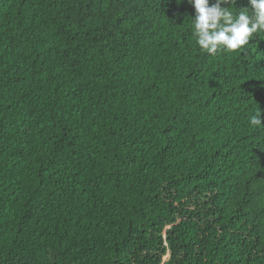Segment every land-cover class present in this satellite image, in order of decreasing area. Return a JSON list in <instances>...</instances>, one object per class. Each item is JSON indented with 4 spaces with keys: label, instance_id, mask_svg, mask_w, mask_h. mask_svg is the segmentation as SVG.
I'll use <instances>...</instances> for the list:
<instances>
[{
    "label": "trees",
    "instance_id": "16d2710c",
    "mask_svg": "<svg viewBox=\"0 0 264 264\" xmlns=\"http://www.w3.org/2000/svg\"><path fill=\"white\" fill-rule=\"evenodd\" d=\"M194 16L0 0V264H264V35L210 55Z\"/></svg>",
    "mask_w": 264,
    "mask_h": 264
},
{
    "label": "clouds",
    "instance_id": "9594fccd",
    "mask_svg": "<svg viewBox=\"0 0 264 264\" xmlns=\"http://www.w3.org/2000/svg\"><path fill=\"white\" fill-rule=\"evenodd\" d=\"M182 2V0H181ZM250 9L236 10V0H188L194 7L192 35L197 47L208 54L242 51L254 36L264 35V0H248ZM251 126H264L257 110Z\"/></svg>",
    "mask_w": 264,
    "mask_h": 264
}]
</instances>
